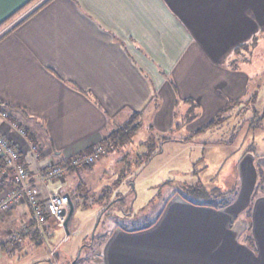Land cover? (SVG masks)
Here are the masks:
<instances>
[{
	"label": "crops",
	"instance_id": "obj_1",
	"mask_svg": "<svg viewBox=\"0 0 264 264\" xmlns=\"http://www.w3.org/2000/svg\"><path fill=\"white\" fill-rule=\"evenodd\" d=\"M260 9L264 0H0V112L7 114L0 116V133L20 150L31 180L97 143L111 147L115 140L103 139L135 115L138 130L149 132L146 142L160 139L154 152L189 143L198 150L188 172L199 160L201 173L213 170L212 177L235 183L214 186L219 193L240 187L227 204L213 206L172 192L183 184L178 176L165 181L156 217L138 227L106 228L97 264H264V190L255 194L264 178V134L239 150L249 132L264 130L255 123L264 120L263 105L257 108L264 66L241 59V46L264 20ZM242 17L250 27L244 38ZM234 141L237 158L198 157ZM126 146L134 148L133 139ZM101 167L37 182L39 197L80 193L87 174H104ZM122 196L116 198L120 211ZM18 218L29 219L23 205L2 215L0 242ZM54 228L62 225L47 219L43 236Z\"/></svg>",
	"mask_w": 264,
	"mask_h": 264
},
{
	"label": "rangeland",
	"instance_id": "obj_2",
	"mask_svg": "<svg viewBox=\"0 0 264 264\" xmlns=\"http://www.w3.org/2000/svg\"><path fill=\"white\" fill-rule=\"evenodd\" d=\"M32 7L34 6H31L30 9ZM244 11L246 10L243 9ZM257 11L259 16L264 18V9ZM245 19V17H242V28L240 29L243 38L250 28ZM261 23L255 28L257 33L253 34L247 43L241 46L245 52L241 55V59H251L259 67L264 66V20ZM256 43L261 45L256 46ZM251 49L253 50L252 54L250 53ZM259 79H261L259 82L261 83L262 101L260 102V98H258L257 108L263 109L264 71L259 72ZM258 97H260V94ZM255 123L262 126L264 120L259 118ZM258 131L249 132L250 136L242 138L244 141L239 150L246 146L245 142H249L252 136L264 134V130ZM148 136L150 135L147 129H140L136 131L132 138L134 148H127L126 146L122 149L121 146L125 145L123 144L119 147H113L109 152L98 158L95 166L102 165L103 172H101L104 174H96L100 172L99 169H96L86 175V178L89 177V181L79 188L81 192L74 201V211L67 224L68 232L63 227L56 231V228H54L51 232L45 234L44 238L39 240V243L31 241L32 244L29 245L31 243L27 235V231H30L29 219L22 221L18 218V222L10 223L12 227L7 226L6 228L12 236L9 234L8 239L0 242V246L5 247L4 251H1L0 248V264H71L74 261V264H97L99 244L106 228L115 223L128 227L148 224L156 217L161 208L164 191H166L163 190L165 188L162 186L165 181L178 176L176 181L180 183L192 184L193 181H201L207 189L221 186L226 190L236 186L235 183L229 182L230 180L227 177H212L213 170L201 173V170L197 168L199 160L195 161L196 166L191 167L193 168L192 172H188L190 161L196 159L195 155L198 150L189 143L185 145H166L161 155L157 151L154 152L156 149L154 148L146 162L145 154L151 150L149 146L157 145L160 142V139L157 138H149L146 142ZM253 139L258 143V136L253 137ZM138 142L147 145L146 148L144 149L142 145L136 146ZM261 145L264 146V143H261ZM237 148L238 143L234 141L225 147L206 148L202 150L203 155L199 154L198 157L204 156V159H208V161H212V159L215 161L219 159L230 161V157L231 159L238 157L239 150H236ZM142 149L143 153L140 152V154L139 151ZM256 149L258 151L263 150L260 147H256ZM234 150L236 152H233ZM226 152L229 153L226 154ZM229 163H226L225 166H228ZM85 167H90V165ZM216 170L218 169L216 168ZM227 171L225 170L228 174ZM122 178H125V184H122ZM130 179L134 181L133 187L129 185ZM262 183L260 189L258 188V192L264 190V181ZM180 186L182 184H174L172 192L177 190L185 195L186 191L180 189ZM131 188L134 190L132 193H130ZM239 189L240 187H238V190L236 188V191H239ZM119 195H123V202L120 207L125 215L119 210V201L116 200ZM23 226L28 227V229L23 230ZM64 232L67 233L65 239H63ZM10 243L13 244L8 245ZM17 243L19 247L15 248Z\"/></svg>",
	"mask_w": 264,
	"mask_h": 264
},
{
	"label": "built area",
	"instance_id": "obj_3",
	"mask_svg": "<svg viewBox=\"0 0 264 264\" xmlns=\"http://www.w3.org/2000/svg\"><path fill=\"white\" fill-rule=\"evenodd\" d=\"M0 116L7 118L5 112H0ZM11 127L25 135V129L18 122L11 121ZM31 150L34 155L38 154L36 144H31ZM106 150L104 144L97 143L89 152L77 154L71 158L69 160L70 166L74 168H81L85 165L91 166L106 153ZM64 177V167L53 165L40 171L38 176L31 180L20 150L0 133V184L4 181L8 182L0 194V219L5 212L23 205L30 211L38 225H42L49 218L62 224L64 215H61V212H67L69 202L74 203L76 197L72 191H60L49 193L48 198L43 200L39 197L36 185L37 182L53 181Z\"/></svg>",
	"mask_w": 264,
	"mask_h": 264
},
{
	"label": "trees",
	"instance_id": "obj_4",
	"mask_svg": "<svg viewBox=\"0 0 264 264\" xmlns=\"http://www.w3.org/2000/svg\"><path fill=\"white\" fill-rule=\"evenodd\" d=\"M136 119H137V116L132 115L131 118L126 123H124L122 126H119L116 129H114L112 132H110V134L107 137H105L103 139V141L108 142V140H110V138L112 140H115V141H113V144H111L112 145L111 147H114V148L119 147L120 145H123V144L131 141L132 137L134 136V134L136 133V131H138V129L140 127L139 122ZM111 147H110V145H107V150L110 149ZM149 147L151 150L145 154L146 160L149 158V155L152 153L153 149L155 148L153 145H151ZM107 150H106V152H107ZM60 164L64 167L65 171H67V172L68 171H75V168L70 166V163L68 160L63 161ZM85 168H87V167H85ZM130 181L131 182L129 185L131 187H133V184H134L133 179H130ZM263 181H264V178L260 175V182L262 183ZM184 183L185 182H183L182 186H184L185 188L180 186V189H184V191H186L185 196H193V197L198 198V199H203L202 203H205L208 205L210 204L213 206H223V205L227 204L228 199L226 198V196L235 192V190L232 189L226 193L221 194V193H219V190L217 188H214V187H212L210 189L205 188L204 184L201 181H198L195 184H186V183L184 184ZM7 184H8V182L4 181L3 183L0 184V187H4V185H7ZM260 185H261L260 183H259V185H257V188L255 190V194L258 193V188L260 189ZM132 192H134L133 188H131V190H130V193H132ZM72 193L76 198L79 197V193L77 191L72 190ZM209 193L210 194L213 193L214 195H211V197H210L208 195ZM179 194H180V192H179ZM122 198H123V196H122ZM27 212H28V217H29L28 222L30 223V227H29L30 231H27V232H30L31 239L33 240V242L39 243V240L44 238L43 233H42L43 224L38 225L34 221L32 215L30 214V211L28 209H27ZM26 229H28V227ZM1 247H4V246H1ZM16 247H19L18 243L16 244L15 248ZM1 249H3V248H1ZM12 249H14V248H12ZM74 263H75V261L71 264H74Z\"/></svg>",
	"mask_w": 264,
	"mask_h": 264
},
{
	"label": "water",
	"instance_id": "obj_5",
	"mask_svg": "<svg viewBox=\"0 0 264 264\" xmlns=\"http://www.w3.org/2000/svg\"><path fill=\"white\" fill-rule=\"evenodd\" d=\"M73 211H74V203L73 202H69L68 211L67 212L66 211H62L61 212V215H64V220H63L61 225L65 229L66 232H68L67 224H68L69 219L72 216Z\"/></svg>",
	"mask_w": 264,
	"mask_h": 264
},
{
	"label": "flooded vegetation",
	"instance_id": "obj_6",
	"mask_svg": "<svg viewBox=\"0 0 264 264\" xmlns=\"http://www.w3.org/2000/svg\"><path fill=\"white\" fill-rule=\"evenodd\" d=\"M121 211H122V210H121ZM122 213H123V214H125V212H124V211H122Z\"/></svg>",
	"mask_w": 264,
	"mask_h": 264
}]
</instances>
